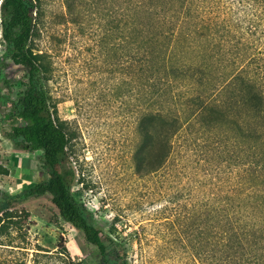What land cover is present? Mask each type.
<instances>
[{
  "label": "rangeland",
  "instance_id": "1",
  "mask_svg": "<svg viewBox=\"0 0 264 264\" xmlns=\"http://www.w3.org/2000/svg\"><path fill=\"white\" fill-rule=\"evenodd\" d=\"M207 2L205 13L243 20L246 28L250 19L260 18L257 0ZM119 4L37 0L30 49L47 57V102L70 138L58 172L90 224L122 246L125 264H199L179 218L211 196L245 190L239 132L234 128L221 139L197 126L186 127L173 139L165 168L155 176L136 173L135 63L114 52L112 41L104 43L105 23ZM72 17L77 23H70ZM231 65L239 71L247 63ZM248 66L260 73V63ZM24 75V68L6 54L0 27V199L22 197L10 206L14 228L0 237V264H99L96 249L60 218L43 190L49 175L41 168V154L17 150L5 135L14 119L1 98L16 103ZM237 118L232 116L242 123ZM186 218L188 224L194 222Z\"/></svg>",
  "mask_w": 264,
  "mask_h": 264
},
{
  "label": "trees",
  "instance_id": "2",
  "mask_svg": "<svg viewBox=\"0 0 264 264\" xmlns=\"http://www.w3.org/2000/svg\"><path fill=\"white\" fill-rule=\"evenodd\" d=\"M207 1L120 0L105 23L104 43L112 41L114 52L135 63L131 90L138 141L132 161L141 177L167 166L172 141L186 127L221 139L234 128L239 132L245 190L211 196L179 220L199 264H264V0H257L260 18L250 19L247 28L243 20L205 13ZM36 16L37 0L0 2L6 54L25 70L18 101L1 98L14 119L5 135L17 150L41 154V168L49 175L43 190L60 218L96 249L99 264H125L122 246L90 224L58 172L70 138L47 102V57L30 49ZM70 23L77 21L72 17ZM231 63L247 65L234 71ZM249 63H260V73ZM21 198L0 199V237L13 230L10 206Z\"/></svg>",
  "mask_w": 264,
  "mask_h": 264
}]
</instances>
